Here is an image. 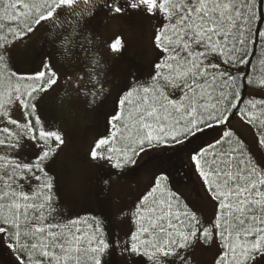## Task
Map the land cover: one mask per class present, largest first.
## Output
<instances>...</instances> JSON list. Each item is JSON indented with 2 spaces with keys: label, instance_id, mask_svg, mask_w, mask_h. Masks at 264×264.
<instances>
[{
  "label": "snow or ice",
  "instance_id": "obj_1",
  "mask_svg": "<svg viewBox=\"0 0 264 264\" xmlns=\"http://www.w3.org/2000/svg\"><path fill=\"white\" fill-rule=\"evenodd\" d=\"M76 3L51 0L43 6L46 10L40 11L41 6L25 0H0V31L15 25V30L9 27V35L23 40L36 31L33 24H55L58 10ZM252 3L104 0L103 4L112 16L135 12L158 19L153 32L158 58L146 80L132 76L122 86L117 111L109 117L114 129L116 122H131V129L123 125L125 131H131L126 138L131 143L113 148L108 147L107 138H101L88 153L98 167L107 164L110 169L97 178V196L106 199L113 183L135 169L141 154L161 145L180 151L206 129L222 128L218 137L186 153L206 195L215 202L213 219L206 221L200 209L187 202L183 212L173 213L172 201L182 197L171 191L168 198L163 196L170 173L161 170L153 174L149 187L137 198L131 210L137 226L125 231L126 239L122 241L119 234L110 238L111 221L104 218L90 236L80 235L79 229L72 232L70 225L75 221L64 223L55 192L56 178L46 168L64 144V137L58 129L45 128L38 112L41 94L59 84V73L46 60L44 70L36 73L40 81L36 87L26 95L17 88L0 102V250L10 254L11 264H105V257L112 254L119 255L123 264L134 256L141 258L142 264H194L196 248L208 246L217 238L225 251L216 257V264H264V165L256 160V153L264 152V121L256 126L254 118L223 90V85L235 83L230 69L246 62L237 44L245 43L240 36L251 17L244 12ZM75 31L54 32L52 42H61L70 50ZM257 32L264 37V32ZM7 47V43H0V71H10ZM110 48L120 51L121 39ZM260 86L264 87V81ZM102 91L94 89L89 103H95ZM134 95L138 103L125 117L118 109ZM234 98L239 100V94ZM14 105L22 110V120L11 117L8 108ZM236 112L256 127L252 145L228 126ZM112 135L115 137L116 132ZM157 192L161 193L159 199ZM115 217L122 221L125 209H117Z\"/></svg>",
  "mask_w": 264,
  "mask_h": 264
},
{
  "label": "rangeland",
  "instance_id": "obj_2",
  "mask_svg": "<svg viewBox=\"0 0 264 264\" xmlns=\"http://www.w3.org/2000/svg\"><path fill=\"white\" fill-rule=\"evenodd\" d=\"M68 8L64 6L58 10L59 19L55 24L51 21L42 22L43 26H35L36 31L23 40L10 37L6 42L10 56H16L22 48L35 42L47 41L52 44V33H64L62 29L71 27L77 20L76 15L72 14L73 11H68ZM158 23V19H150L135 12L112 16L101 5L75 29L74 43L70 50L63 43L57 42V45L45 47L41 52L40 71L44 70L42 63L50 60L53 69L60 76L59 84L46 94H41L38 112L45 128L58 129L64 137V144L58 153L46 163L47 171L56 178L55 192L59 196L64 223L78 221L95 212L97 178L110 169L107 164L103 168L98 167L88 153L98 139L110 140L113 131H118L117 124L114 129L109 123V117L117 111L122 86L131 81L132 76L147 79L151 65L158 58L153 45V32ZM117 38L121 39L122 48L120 51H112L110 45ZM12 57L15 67L23 72V65ZM95 61H99V64L94 63ZM99 88H103L100 96L95 98V103H89L92 91ZM247 93L252 98H264V89L248 88ZM8 110L13 119L22 120V110L18 105L9 106ZM228 126L244 142L253 144L256 133L240 116L229 121ZM218 135L219 133L216 137ZM155 150L153 148L141 154L134 169L136 174L116 180L109 193L113 213L121 207L125 209L122 221L114 216L122 241L126 239L125 231L132 228L131 210L137 198L145 193L153 174L161 171L151 167H137L145 156L151 155ZM186 160L190 164L193 179L174 187V190L188 206L199 208L206 221L213 219L215 202L210 201L206 195L202 180L191 165L189 156ZM256 160L264 165V152L256 153ZM222 252L217 240L208 246H198L193 255L194 264H216V257ZM118 258L119 263L123 264L119 255ZM0 264H4L1 259ZM127 264H142V259L134 256Z\"/></svg>",
  "mask_w": 264,
  "mask_h": 264
},
{
  "label": "trees",
  "instance_id": "obj_3",
  "mask_svg": "<svg viewBox=\"0 0 264 264\" xmlns=\"http://www.w3.org/2000/svg\"><path fill=\"white\" fill-rule=\"evenodd\" d=\"M25 2L41 6L40 11H45L46 9L43 6L46 3L50 4L51 0H25ZM236 3L238 5L242 4L243 0H236ZM103 4L104 0H90L89 4H85L84 0H78L72 8H68V11L78 12L75 13L77 20L71 24V27L66 26L65 29H62L64 33L68 34L72 31V28L75 27L76 29L78 26H81L91 13ZM89 9H91V11H89ZM244 15L246 17H251V19L244 25L245 31L243 35L240 36L245 43L243 45L238 43L237 47L243 49L242 57L246 62L238 64L236 67L230 69L231 74L236 78L235 83L223 85V90L225 94L232 95L233 102L239 103L240 108L243 109L244 112L249 113L254 118V124L258 126L261 121H264V104L259 103L260 101H264V98H252L248 95L247 90L248 88L257 90L264 89V87L260 86V82L264 81V37H261L257 32V29L264 32V3H262L261 0H253L251 9L246 8ZM0 23H3V21H0ZM33 26L35 27L34 24ZM9 27H12L13 30H15L17 26H5L4 29L0 31V43H6L7 40L12 37L9 35ZM237 35L239 36V33H237ZM57 44V42L49 44L47 41L35 42L22 48L16 53V56L9 57L10 71H0V102L7 100L9 93H14L17 88L20 89L22 94L26 95L27 92L31 91L32 87H36L40 83V81L36 79V73L40 71L39 63L41 62V52L45 47L48 48L50 45L54 46ZM11 57L14 58L16 62L23 65V72L15 67ZM16 64L18 65V63ZM236 94H239V100L234 98ZM215 95H219V89L216 91ZM137 103L138 97L134 95L130 98V101L126 103L123 108H119L118 111L122 112L125 117H127L129 112L133 111V108ZM253 103L256 104V107H252ZM237 116H240L247 122V118L240 112H236V114L232 115L230 121L234 120ZM125 123L128 124L129 129H131L130 121L125 120L123 122H116L118 131L116 132V136L112 137L110 139L111 141L109 140L110 145L108 147L123 148L127 143H131L129 139H126L131 135V131H125L123 127ZM250 126L256 133V127L253 124H250ZM221 129H206L203 134H198L192 139L190 144H187L180 151H174L163 145L155 147V152L149 156H145L143 161L137 167H139V169H142L141 167H151L170 173V182L167 184L163 193V196L168 198L169 191L176 193L174 187L189 183L193 179L190 164L186 160L188 157L186 153H188L193 147L201 146L210 142L217 136ZM234 134L244 141L238 134L235 132ZM135 172L134 170H130L128 175L132 176L133 174H136ZM50 174L52 175V173ZM156 197L159 199L161 193L157 192ZM149 199L151 200V197ZM172 203L173 213L183 212L186 204L183 198L179 199L178 202L173 200ZM95 205V212L88 214L78 221H75V224L70 225L72 232L75 233L76 229H79L80 235L90 236L93 234L94 228L99 223L100 218H104L105 221H111V224L108 226L109 237L115 238L118 232L114 217L115 214L112 211L110 195L108 194V197L105 199L98 197L96 194ZM136 226L137 225L132 218V228L134 229ZM217 242L222 248V242L219 241V238H217ZM222 251H225V249L222 248ZM0 259L4 264H11L13 258L7 251L3 250L0 253ZM119 262L120 260L116 254L105 257V264H120Z\"/></svg>",
  "mask_w": 264,
  "mask_h": 264
}]
</instances>
